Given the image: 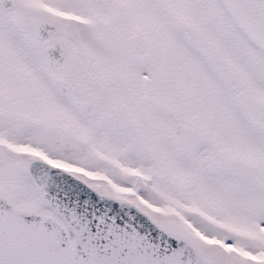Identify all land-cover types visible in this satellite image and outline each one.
I'll return each mask as SVG.
<instances>
[{
	"label": "snow or ice",
	"instance_id": "1",
	"mask_svg": "<svg viewBox=\"0 0 264 264\" xmlns=\"http://www.w3.org/2000/svg\"><path fill=\"white\" fill-rule=\"evenodd\" d=\"M0 264H264V0H0Z\"/></svg>",
	"mask_w": 264,
	"mask_h": 264
}]
</instances>
